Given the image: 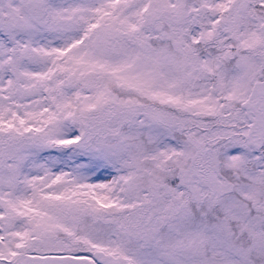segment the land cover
Here are the masks:
<instances>
[{"label":"snow or ice","instance_id":"6c2138e0","mask_svg":"<svg viewBox=\"0 0 264 264\" xmlns=\"http://www.w3.org/2000/svg\"><path fill=\"white\" fill-rule=\"evenodd\" d=\"M0 264H264V0H0Z\"/></svg>","mask_w":264,"mask_h":264}]
</instances>
